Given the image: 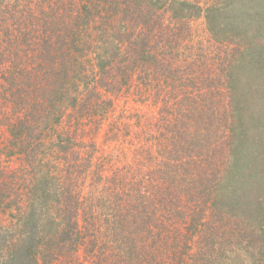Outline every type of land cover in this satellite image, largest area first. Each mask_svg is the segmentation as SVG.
<instances>
[{"label":"trees","instance_id":"16d2710c","mask_svg":"<svg viewBox=\"0 0 264 264\" xmlns=\"http://www.w3.org/2000/svg\"><path fill=\"white\" fill-rule=\"evenodd\" d=\"M124 87L133 98L109 116ZM261 119L264 0H0V212L44 234L33 248L27 234L11 264H55L65 246L93 252L79 217L89 224L95 207L83 205L100 189L117 204L108 221L131 228L117 239L144 244L153 264L202 233L196 264H225L230 247L240 252L226 264H264V175L251 144ZM103 124L114 131L100 142ZM90 178L99 185L86 187ZM181 195L190 209L175 220Z\"/></svg>","mask_w":264,"mask_h":264},{"label":"rangeland","instance_id":"374dc122","mask_svg":"<svg viewBox=\"0 0 264 264\" xmlns=\"http://www.w3.org/2000/svg\"><path fill=\"white\" fill-rule=\"evenodd\" d=\"M196 28L200 31L203 32L205 31V21L203 19V17L197 19L196 23ZM128 33V32H127ZM210 37V36H209ZM195 42H198V38H194ZM206 41V40H205ZM204 41V42H205ZM188 46L190 45H186L185 46V50H187ZM123 53L122 51H120V56H122ZM129 87V86H128ZM128 87H124L123 90H121L118 93V100L117 102L114 104V107H118L119 111H111V115L109 116H116L117 114H119V112H121V107L124 106L125 103V97L129 96L131 99L133 98L132 95V91H126L124 92V90H127ZM131 89H133V87H131ZM124 97V98H123ZM121 98V99H120ZM110 121H107V123ZM119 125L121 124V127H124V125H122L121 120L119 121ZM155 123V122H154ZM156 126V125H154ZM152 133L153 136H156L158 138V141H162V137H161V131L158 130L157 128H152ZM114 131V129L108 127V124H103L102 126H99L98 130L95 129V132L93 134V138H97L98 141H102L104 136L107 135L108 133ZM134 133H137V130L133 129L132 130ZM253 137H252V145H255L257 148V151L259 152L260 156L257 160V167L253 166V171L255 172V174H261L264 175V167H259V163L264 160V119H261L258 123V125L256 126L255 129H253ZM135 136L137 137V141L136 144L139 143L138 137L139 139L143 138L144 140V132H139L138 134H131V136L129 138H135ZM142 136V137H141ZM170 144V142L165 141V144ZM145 155V154H144ZM108 160V159H107ZM141 161L144 162L143 167L145 169H150L152 167L153 161L151 162V160H149L148 158H141ZM128 163L131 164V158L128 159L124 164H121L118 162V164L120 165L118 168H123L124 165H128ZM118 166V165H117ZM131 169L132 171H136V169L133 170L132 166H128L127 170H125L128 174L131 173ZM124 171V172H125ZM111 175V174H109ZM97 180V184L95 183V179L90 178L88 182H86V184H84L86 187L89 186H93V185H99L98 183V179ZM141 179H138L137 182H139ZM125 185V183H123ZM99 190V189H98ZM99 192H101V194L99 193V195L96 193L95 197L92 199H86L85 205H83V208H88L89 207H95L94 211H90V213L93 214V217L90 218V220L88 221L89 224L86 226V218L84 216H82L81 214V218L79 217V227L80 229H83V231H85V229L89 230V233H84L87 235V238H89L90 240H95V247L93 248V252L88 253L86 251L85 246L82 247V245L79 246L77 251H73V252H69L67 249L68 247L65 246L62 248L61 252L59 253V257H58V261L54 263L55 264H90V261L92 259L93 254H95V256H98L99 253L101 251H106V249L109 247L110 251L112 252L111 256H109V260L105 261L104 264H153V257L156 254L153 253H149L147 247L143 244L142 240L139 239V241L143 244V247L141 248H137L135 246L134 243L129 244L128 242H126V244H122L123 241H120L117 239L120 238L122 240L121 234H127V230H130L131 228L128 229V223L125 225H122L119 221H108V215H109V209L110 211H113L114 209H117V204L115 202L110 203L109 202V196L105 197L103 190L101 191V189L99 190ZM254 191L250 188L249 189V194L246 195V199L250 200V204L252 206H254L256 204V199L254 198L255 196H257L258 194V189H256L255 193H253ZM84 195L88 194V190L86 189L83 193ZM180 196V195H179ZM100 197V198H99ZM259 199H262L263 196L260 194L258 195ZM246 200V201H248ZM256 200V201H255ZM190 203L186 202V197H184L183 195H181L180 197V201L178 202V206L177 208L175 206L170 207V209L172 210L171 213H169V217L178 220L179 218H181V215L179 214V212L183 209H185V212L187 209H190ZM38 212L40 213V215H45L46 210L47 209H42L40 207H38ZM90 210V209H89ZM38 213V214H39ZM112 213V212H110ZM209 213L203 214V217L206 218L208 216ZM264 217V213L262 214ZM89 216V215H87ZM162 216V215H161ZM167 218V217H166ZM54 219L55 221L57 220V222H59V219H57V216L54 215ZM62 220V219H61ZM60 220V222H61ZM189 219H187L188 222ZM179 222L181 223V229H184L185 224H183L182 219L179 220ZM186 222V223H187ZM46 222H43L42 224H44ZM258 223L261 225L263 223L262 218L259 219ZM169 224V223H168ZM96 225V226H94ZM94 226V227H93ZM264 226V224H263ZM262 226V227H263ZM33 227V225H32ZM94 228V233L92 234L90 229L92 230ZM260 227V226H259ZM233 227L231 228V232L233 231ZM45 231H47L45 228L43 229ZM172 228L166 229V233L171 232ZM181 230V232H183ZM158 230H154V232H157ZM23 233V234H22ZM32 233H38L37 231L32 230V228H25L23 226H20L17 221L12 218L11 215H9L8 213H3L0 212V264H11V259H12V255L14 253V251H16L17 247L20 246L21 244L23 245V242L27 239L28 241H30V238L26 237L27 234L30 235L31 239L33 237H36L35 241L29 243V246H31L32 248L36 245L39 244V239L42 238L44 236L43 235H38L35 234V236H32ZM228 233V232H226ZM204 233H202V235L199 234H195L194 238L192 241H188V243L186 244L183 241L181 242V254H179L177 252L176 249H172L171 247H169L166 252L165 255H160L158 256L159 259H164L167 264H179V261H183L184 264H196V260L199 258L197 257V252L200 251H205L206 250V242L203 240ZM86 238V239H87ZM133 238L135 239V236H133ZM125 241V240H124ZM26 242V241H25ZM162 242H159L157 244H161ZM170 243V242H168ZM156 244L155 249H160V247ZM40 246V245H39ZM150 246V244H149ZM163 249V248H162ZM229 252L226 258H228L229 256L231 258L226 259L225 260V264L235 260L236 255L240 252V250L236 247H230L229 248ZM28 251L30 253L33 254V251L31 250H25V255L27 256ZM173 253H176L175 257L173 256ZM213 256L216 254V251H212ZM32 256V255H29ZM28 256V260H29V264H35L33 257H29ZM211 256V254H210ZM216 256V255H215ZM172 257L171 260L170 258ZM37 258V257H36ZM217 258V256H216ZM182 259V260H181ZM215 259V258H214ZM123 262V263H122ZM41 264V263H39ZM247 264H251V262L249 261Z\"/></svg>","mask_w":264,"mask_h":264}]
</instances>
